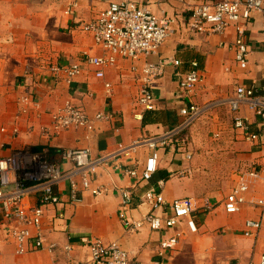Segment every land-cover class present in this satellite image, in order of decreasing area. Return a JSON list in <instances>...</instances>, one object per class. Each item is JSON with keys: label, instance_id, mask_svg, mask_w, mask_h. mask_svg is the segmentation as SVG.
<instances>
[{"label": "crops", "instance_id": "crops-1", "mask_svg": "<svg viewBox=\"0 0 264 264\" xmlns=\"http://www.w3.org/2000/svg\"><path fill=\"white\" fill-rule=\"evenodd\" d=\"M203 1L208 0H187L186 5L169 0L145 2L161 19H173L172 34L159 54L148 60L174 59L180 60L181 65L166 66L164 75L153 84L155 107L139 120L135 114L141 74L134 67L140 68L146 59H119L116 65L105 68L104 78H98L95 68L83 61L87 55L104 53L81 25L97 18L108 7L109 0H0V159L30 149L56 161L67 175L75 167L62 158V152L90 147L95 157L115 158L119 164L141 170L150 155L149 149L139 148L127 158L119 155L120 143L129 146L143 137L163 135L177 128L184 119L181 109L189 101L207 106L226 102L239 86L264 88V13L254 12L247 25L250 54L248 67L243 69L235 60L233 28L209 35L191 30L188 7ZM194 61L203 72V81L187 99L181 91L178 73L189 70ZM80 62L82 73L71 84L56 79L52 73L54 66ZM106 82L112 85L111 95L107 94ZM26 95L33 99L28 105L21 102ZM67 101L92 118L99 113L110 118L96 121L93 132H44L45 127H51L52 113ZM23 107L27 112L21 111ZM240 115L258 140L246 141L242 131L232 129V137L226 140L227 149L230 157L238 160L241 173L230 187L214 194H195L187 179L180 176L182 170L195 172L190 160L195 161L197 156L192 149L178 151L183 141L160 151L158 170L149 182L125 175L110 163L98 169L90 189L80 185L81 201L71 203L69 177L65 176L55 187L60 204L45 207L42 233L46 247L42 249L22 255L16 252L15 240L8 230L18 224L4 220L0 205V264H95L87 247L95 237L105 243H119L129 254V264H259L264 254V209L257 204L264 199V115L247 104ZM188 152L192 159H187ZM242 182L249 187L246 203L239 212L228 213L225 199ZM97 187L106 190L95 195L93 190ZM123 188H131L135 193L134 208L129 212L134 220L150 211V205L142 198L149 188L162 193L167 201L194 198L198 231H190L186 222L164 233L148 228L127 231L119 217ZM29 202L40 205V195L33 194ZM249 219L261 220L262 228L255 235L245 236ZM177 232L182 233L178 246L161 255V240ZM52 244L56 247L50 251L48 246ZM67 245L72 250L67 251Z\"/></svg>", "mask_w": 264, "mask_h": 264}, {"label": "built area", "instance_id": "built-area-1", "mask_svg": "<svg viewBox=\"0 0 264 264\" xmlns=\"http://www.w3.org/2000/svg\"><path fill=\"white\" fill-rule=\"evenodd\" d=\"M109 0L108 7L95 19L82 23V30L93 36L94 41L104 53L101 55H87L84 62L95 68L98 78H104L105 68L114 66L119 59L133 62L146 60L139 69L141 84L137 98V112L135 117L139 120L144 118V113L155 107L157 97L154 93V82L164 75L166 66L173 64L180 66V60L161 59L150 61L149 57L158 55L161 47L173 32V19H161L148 7L152 0ZM181 4H188L187 0H169ZM146 2V3H145ZM191 12L189 26L195 33L223 34L233 28L236 32L234 43L235 60L238 65L246 69L249 64L250 45L247 39V25L252 19L254 12L264 13V0H222L203 1L188 7ZM187 8V9H188ZM81 63L66 66L52 67V73L56 79H62L67 83H73L82 73ZM180 88L187 99H190L199 84L203 81V72L198 62L194 61L187 71H180ZM107 94H112V85L105 83ZM21 102L25 105L33 102L26 95ZM234 113V125L236 129L244 133L246 141L258 140V135L249 132V124L240 115L242 107L247 104L257 114L264 115V88L255 85L246 87L239 86L234 96L226 102ZM206 107L193 101H189L181 109L184 117L182 123L175 129L163 135L143 137L134 141L129 146L119 144V155L131 158L139 148L149 149L150 155L141 170L131 168L127 164H119L115 158L95 157L90 147L79 149H67L62 152V158L74 165V170L64 174L60 164L50 160L43 153L34 152L30 149L17 151L10 157L0 159V205L3 209L5 221L17 222L18 227L8 230L16 243V252L20 255L30 253L46 247L45 237L42 233V224L45 217V207L60 204V197L55 192V187L65 176L69 177V200L71 203L81 201L80 185L83 189H90L96 179L98 169L101 166L110 165L133 178L143 182H149L156 174L159 166L160 151L173 146L175 142L181 144L180 138L205 112ZM23 113L27 108L21 109ZM110 116L99 113L95 118L90 117L86 111L71 101L52 113L51 127H45L44 132L51 130L57 134L68 129H85L88 132L95 130L98 120L109 119ZM183 151V146L178 147ZM192 153H187V159H192ZM187 170H182V173ZM80 181H78V179ZM106 189L97 187L93 190L95 195L102 194ZM249 187L242 182L234 186L225 199V209L228 213H237L246 203L245 194ZM40 195V205H32L29 198L33 194ZM121 200L119 204V217L127 231L140 232L145 228L151 231L164 233L186 222L190 231H198V223L195 218L196 200L192 197L178 198L167 201L162 193L155 188H149L143 193V202L150 205V211L142 218L134 220L129 212L134 208L135 193L131 188L120 190ZM257 204L264 209V199ZM208 209L211 207L207 206ZM162 210V213H157ZM62 216V213H59ZM262 228L261 220L249 219L245 223V236H252ZM182 237L177 232L160 243L161 255L174 250ZM55 245H49L50 251ZM87 247L91 259L95 264H129L128 252L117 242L105 243L101 238H92ZM66 250H72L71 245ZM259 264H264V254Z\"/></svg>", "mask_w": 264, "mask_h": 264}, {"label": "rangeland", "instance_id": "rangeland-1", "mask_svg": "<svg viewBox=\"0 0 264 264\" xmlns=\"http://www.w3.org/2000/svg\"><path fill=\"white\" fill-rule=\"evenodd\" d=\"M203 106L206 107L204 114L180 138L183 150L192 149L197 155V161L190 160L195 172L180 176L187 179L188 187L195 194L204 196L230 187L241 173V167L235 157H230L226 144L235 127L234 113L225 102Z\"/></svg>", "mask_w": 264, "mask_h": 264}]
</instances>
